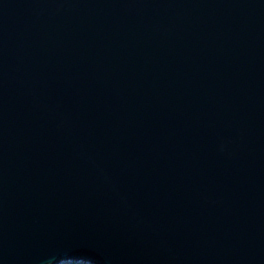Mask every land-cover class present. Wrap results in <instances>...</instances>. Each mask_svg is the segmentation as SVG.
Here are the masks:
<instances>
[{"label":"water","instance_id":"water-1","mask_svg":"<svg viewBox=\"0 0 264 264\" xmlns=\"http://www.w3.org/2000/svg\"><path fill=\"white\" fill-rule=\"evenodd\" d=\"M264 264V0H0V264Z\"/></svg>","mask_w":264,"mask_h":264},{"label":"bare ground","instance_id":"bare-ground-1","mask_svg":"<svg viewBox=\"0 0 264 264\" xmlns=\"http://www.w3.org/2000/svg\"><path fill=\"white\" fill-rule=\"evenodd\" d=\"M49 264H99L96 262H91V261H83V260H68V261H59V262H53Z\"/></svg>","mask_w":264,"mask_h":264},{"label":"rangeland","instance_id":"rangeland-1","mask_svg":"<svg viewBox=\"0 0 264 264\" xmlns=\"http://www.w3.org/2000/svg\"><path fill=\"white\" fill-rule=\"evenodd\" d=\"M92 262V261H91Z\"/></svg>","mask_w":264,"mask_h":264}]
</instances>
